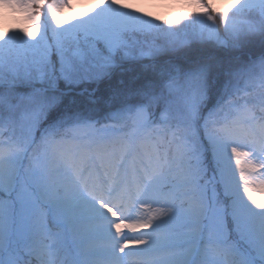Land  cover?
I'll return each instance as SVG.
<instances>
[{
	"label": "snow or ice",
	"instance_id": "snow-or-ice-1",
	"mask_svg": "<svg viewBox=\"0 0 264 264\" xmlns=\"http://www.w3.org/2000/svg\"><path fill=\"white\" fill-rule=\"evenodd\" d=\"M0 0V264H264V0Z\"/></svg>",
	"mask_w": 264,
	"mask_h": 264
},
{
	"label": "rangeland",
	"instance_id": "rangeland-1",
	"mask_svg": "<svg viewBox=\"0 0 264 264\" xmlns=\"http://www.w3.org/2000/svg\"><path fill=\"white\" fill-rule=\"evenodd\" d=\"M90 2L91 0H71V7L66 8L64 12L72 19L74 14L78 16L81 15L83 11L89 10ZM214 2L216 8L225 11L235 3V0H215ZM140 7L159 16L161 21L182 16L185 13V7H187L188 10L196 9L189 4V0H146ZM20 17L21 15L13 17L10 10L5 11L0 9V20H4L14 28H21L16 22L17 18ZM27 27H30L29 30H32L33 25L31 22L27 21L26 27L22 28ZM255 195L256 199H264V193L262 192H257Z\"/></svg>",
	"mask_w": 264,
	"mask_h": 264
},
{
	"label": "trees",
	"instance_id": "trees-1",
	"mask_svg": "<svg viewBox=\"0 0 264 264\" xmlns=\"http://www.w3.org/2000/svg\"><path fill=\"white\" fill-rule=\"evenodd\" d=\"M215 1V0H214ZM214 7H216V4H215V2H214ZM220 10V9H219ZM196 11V9H194V10H188V12H195ZM220 11H222V10H220ZM186 16V13H184L182 16H180V17H176V18H170V20H181V21H183V19H184V17ZM62 20H71V18H69L68 16H67V13H63V16H62ZM17 23H18V25H19V27H26V24H27V21L23 18V16L21 15V17L20 18H17V21H16ZM27 29H30V27H27Z\"/></svg>",
	"mask_w": 264,
	"mask_h": 264
}]
</instances>
